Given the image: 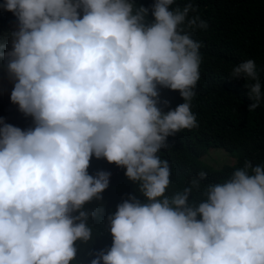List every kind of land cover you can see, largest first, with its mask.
<instances>
[{
	"label": "clouds",
	"instance_id": "clouds-1",
	"mask_svg": "<svg viewBox=\"0 0 264 264\" xmlns=\"http://www.w3.org/2000/svg\"><path fill=\"white\" fill-rule=\"evenodd\" d=\"M175 5V7H172ZM16 18L0 36V70L10 100L33 126L0 118V264H80L111 173H89L93 157L126 169L145 198L117 205L103 225L107 250L90 264H264V165L243 167L214 183L200 171L168 194L171 167L160 150L168 137L197 127L191 102L200 80L208 24L192 0H3ZM151 15V19L149 18ZM7 49V50H5ZM255 110L262 86L255 62L235 65ZM184 103L163 111L160 89ZM199 198H194L193 193ZM190 197H192L190 199Z\"/></svg>",
	"mask_w": 264,
	"mask_h": 264
},
{
	"label": "trees",
	"instance_id": "trees-1",
	"mask_svg": "<svg viewBox=\"0 0 264 264\" xmlns=\"http://www.w3.org/2000/svg\"><path fill=\"white\" fill-rule=\"evenodd\" d=\"M177 2L183 7L186 0ZM136 3L151 9L154 0H136ZM192 3L208 24L206 30L192 33L194 40L203 43L200 80L191 102L198 126L169 136V147L160 150L161 158L167 159L171 167L169 195L181 191L200 171L208 173L205 183H214L243 167L246 159L253 165H264V98L255 110L249 111L255 101L249 97L247 81L230 75L235 65L251 59L264 92V0H192ZM16 24L11 12L0 10V36L4 43L9 42L8 33L15 30ZM13 86L6 70H0V118L26 130L33 126V121L11 102ZM160 93L161 99L168 101L167 107L161 105L165 112L184 103L179 91L161 88ZM214 149L228 153L232 161L222 167L212 166L207 157ZM90 164V174L104 170L111 176L108 189L102 193L103 200L85 206L86 209L103 206L104 212L100 220L89 221L100 235H94L87 245L77 242L80 264H90L92 257L87 255L88 251L111 247L112 237L103 225L107 215L115 213L117 205L129 195L141 201L145 199L138 185L126 177V169L95 157ZM193 197L199 198V194L194 192Z\"/></svg>",
	"mask_w": 264,
	"mask_h": 264
},
{
	"label": "rangeland",
	"instance_id": "rangeland-1",
	"mask_svg": "<svg viewBox=\"0 0 264 264\" xmlns=\"http://www.w3.org/2000/svg\"><path fill=\"white\" fill-rule=\"evenodd\" d=\"M209 160L208 162L212 166H219L222 167L224 164L230 163L232 160L228 153L224 152L223 150H211L210 155L207 157Z\"/></svg>",
	"mask_w": 264,
	"mask_h": 264
}]
</instances>
